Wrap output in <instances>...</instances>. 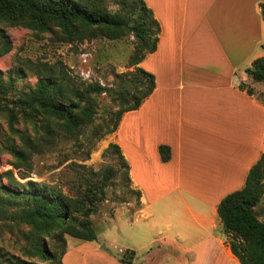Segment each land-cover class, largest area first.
<instances>
[{
  "label": "crops",
  "instance_id": "0c3cea01",
  "mask_svg": "<svg viewBox=\"0 0 264 264\" xmlns=\"http://www.w3.org/2000/svg\"><path fill=\"white\" fill-rule=\"evenodd\" d=\"M146 3L160 34L140 66L156 87L124 113L117 142L145 201L178 193L176 244L161 242L176 264H242L217 207L264 153V105L241 89L239 75L264 56V0ZM162 144L171 148L168 161Z\"/></svg>",
  "mask_w": 264,
  "mask_h": 264
},
{
  "label": "trees",
  "instance_id": "16d2710c",
  "mask_svg": "<svg viewBox=\"0 0 264 264\" xmlns=\"http://www.w3.org/2000/svg\"><path fill=\"white\" fill-rule=\"evenodd\" d=\"M121 3L125 13L110 11L103 0H0V56L12 49L2 24L39 33L59 30V38L66 42H83L97 35L118 39L133 34L142 48L140 56L131 61L136 70L127 74L126 83L119 88L100 82L76 84L62 65L48 62L36 65L37 80L25 89H18L15 77L5 80L0 73V113L5 114L9 129L19 140L6 149L22 179L29 176L22 169L32 170L33 154L52 144L51 132L75 136L95 121L100 94H114L119 109L94 128L96 137L113 132L122 115L139 108L154 91V73L138 65L157 49L160 24L146 0ZM260 7L264 16V3ZM246 72L254 81L264 82V56L256 58ZM17 73L24 74L22 70ZM240 87L251 95L255 93L253 88ZM39 120L45 133L38 131ZM20 122L25 128H18ZM29 123L33 135L27 131ZM112 146L120 152L119 145ZM159 150L163 161L171 158L170 146L162 144ZM120 157L128 170V161L122 154ZM114 174L115 170L108 167L102 182L81 181L71 195L46 182H21L13 169L0 171V232L17 229L22 240L17 252L0 246V264H63L67 235L96 240L98 233L91 215L104 199L105 186ZM263 195L264 153L250 168L245 185L226 194L217 207L231 250L242 264H264V221L256 208ZM134 254L132 250L120 259L131 260Z\"/></svg>",
  "mask_w": 264,
  "mask_h": 264
},
{
  "label": "rangeland",
  "instance_id": "374dc122",
  "mask_svg": "<svg viewBox=\"0 0 264 264\" xmlns=\"http://www.w3.org/2000/svg\"><path fill=\"white\" fill-rule=\"evenodd\" d=\"M121 1L103 0L110 11L125 13ZM127 1L130 4L135 2ZM2 26L12 42V49L0 56V73L5 80L9 76L15 77L19 90L35 84L36 65L41 62L62 65L76 84L100 82L119 88L126 83L127 74L136 70L137 66L131 65V61L133 57L140 56L142 50L133 34L118 39L97 35L83 42H66L59 38V30L39 33L23 26ZM159 34L160 30L156 35L159 37ZM18 70L24 74L18 75ZM239 75L241 85L253 88L255 98L264 105V82L254 81L242 70ZM97 102L96 119L82 133L65 137L60 132H51L52 144L33 154L32 170L22 169L29 175L24 179L10 163L13 156L6 149L11 143L19 142L18 135L11 132L5 114L0 113V171L13 169L21 182H46L73 195L81 181L88 179L100 183L106 168L112 167L115 174L107 181L105 197L91 215L98 238L87 241L67 235L63 264H176L177 257L168 253L161 242L172 247L176 244L175 233L181 228V218L177 215L181 207L176 200L178 193L153 202L145 201L142 191L134 185L129 169L122 164L121 147L118 152L112 146L119 145L117 133L120 123L103 137L94 134V128L110 119L119 109V103L114 94L109 93L97 96ZM42 124L39 120L38 131L45 133ZM17 126L25 128L23 122ZM32 128L29 123L27 131L33 135ZM256 208L264 221V195ZM21 242L17 229L12 233L6 229L0 232L1 247L17 252ZM132 250L135 254L131 260L120 259Z\"/></svg>",
  "mask_w": 264,
  "mask_h": 264
}]
</instances>
